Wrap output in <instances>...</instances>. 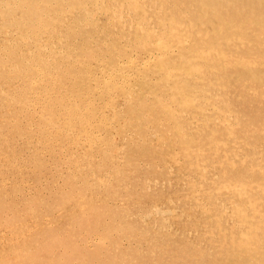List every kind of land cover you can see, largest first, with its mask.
<instances>
[{"label":"bare ground","instance_id":"bare-ground-1","mask_svg":"<svg viewBox=\"0 0 264 264\" xmlns=\"http://www.w3.org/2000/svg\"><path fill=\"white\" fill-rule=\"evenodd\" d=\"M0 100L8 151H14L16 128L35 165L46 154L67 164L63 177L72 190L38 203L51 212L76 194L82 203L62 215L78 230H108L115 220L100 218L88 195L92 166L103 160L113 172L118 161L129 163L125 147L144 155L150 148L186 178L178 213L202 219L196 238L204 253L211 244L212 264H264V0H0ZM247 100L261 107L243 114L235 104ZM1 166L16 170V161L0 159ZM37 201L29 202L30 210ZM7 202L0 197V221L20 226L21 213L4 215L13 206ZM158 207L159 224L172 237L165 216L178 214ZM48 225L17 230L0 264H135L143 258L136 243L111 250L118 239L106 248L103 232L89 246L65 227Z\"/></svg>","mask_w":264,"mask_h":264},{"label":"rangeland","instance_id":"rangeland-1","mask_svg":"<svg viewBox=\"0 0 264 264\" xmlns=\"http://www.w3.org/2000/svg\"><path fill=\"white\" fill-rule=\"evenodd\" d=\"M0 102H1V100H0ZM235 105L237 106V108L241 112H243V114H246V115H248L252 110L257 111L261 107V104H257V103L255 104L254 107H252L251 102H248V100L241 102V103H238V104L236 103ZM17 133H18V129H16V128L14 130H12V132H11V134L13 136H18V138H16L17 139L16 144L13 147V150H14L13 152L8 151L7 146L2 144L3 139L0 135V159L1 160L3 159L4 161L6 159H8L10 162H11V159H12V161H16V170L14 169V170L10 171L9 169H6L4 166L0 167V181H1L0 182L1 183L0 184V197L3 198L6 202L8 201L9 204H10V202H11V204L13 202V206L9 207V205H8L3 209L4 215L8 216V215H10V213L17 211L18 213H21L22 222L19 224L20 226L15 225V227L11 226V228H10L7 224H4V222L0 221V230H1L0 231L1 232L0 233V253L2 251H4V249L7 248L8 238L11 239L13 234L16 233L17 230H27L28 228H32L35 224H36V226L38 225L37 226L38 229L47 228L48 224H49L48 227L56 226V224H57V226L65 227L68 230V232L74 233L75 234L74 236L78 239L77 242H79L80 244H82V242H85V243L88 242L89 246L90 245L95 246L96 245L95 240L97 239V237L99 235H103V232L107 235V236L105 234L103 235L104 240L107 241V244H105L106 248L110 249L111 247H113V243L115 242V241H113L114 239L115 240L120 239L119 241L117 240L116 246H114L116 248H112L111 250H124L127 247L130 248V247L134 246L136 243V245H135L136 248H138V250L141 249L140 251H143V254L140 255L143 258L139 259L138 262H136L135 264H145V263H147V264L148 263L149 264H185V263L186 264H212L213 263V260L209 256V255L212 256L215 253V251L212 250V248H211L212 247L211 244L208 247L209 249H207L208 251L206 250V253H204L205 251H203V248H202L203 244L200 245V243H199V245H198V240L196 238L197 237L196 235L199 234V232L196 229L197 226L200 227V225H201V227H200L201 230H203L205 228L204 223L202 222V219L198 220L197 217L194 216L193 211L189 212L190 210H188V212H189L188 215H187L186 211H184V214L178 213V212L183 211L184 204H185L184 197L187 195L186 193H188L186 178L184 176L179 175V173H177V171H176L177 170L176 168L175 169L166 168L165 164L167 162L163 161L162 157H157L152 149L149 148L150 151H148V148H143V149H145V150H143V152L146 153V155H144L141 151H138V152L132 151L131 150L132 148L125 147V150H124L125 153L123 154V156L126 158V160L129 163L125 164L123 162L118 161L115 165L116 171H113V172L110 168L111 165L110 164L108 165L103 160L92 166V168L89 171V179H88V182L90 185L87 184V186L91 187L90 191L88 192V195H89V197L92 196L93 202L98 205V210L100 211V218H102L101 214H103V217L105 219H107V220L110 218L112 219L115 216V220L113 221L114 223L113 222L111 223L110 228H108V230L106 228H102L101 226H98L97 228H93V229L81 227V229L78 230L77 228L74 227L72 222L67 220V218L63 217L64 212H66L68 210L74 211L82 203L80 199L77 200L76 194H74V196L71 198L70 202L67 201L68 204L65 203V205H64L65 208L64 207L63 208L59 207L57 209L54 208V209H51V212L49 209H47L46 205H39V203H38L39 200L41 201V199L47 203L48 201H51L53 198L55 199V198L61 196L64 191L72 190L71 186L69 185L70 183L66 182V179L63 177V175L64 176L66 175L67 164L58 161L56 159V157H54L52 154H50V155L46 154V155L42 156V158H41L42 161L40 160V163L42 165L40 163H37L35 165L34 162L32 161V158L29 159V153L30 152L27 148L31 147V146L24 144L25 140L22 137H20V134H17ZM257 141L260 144V140L257 139ZM120 145H122V144L120 143ZM9 148L11 149V147H9ZM110 152H112V151H110ZM148 152L150 153V155ZM10 154L11 155L16 154L17 158L10 157ZM141 154H143V156ZM136 161H137V163H136ZM140 161H141V163H140ZM133 163H134V166H133ZM136 164H138L139 167ZM167 164H169V163H167ZM153 168L155 170H152ZM104 169H105V171H104ZM121 169L124 172L123 174H122ZM143 169H144V171H143ZM164 171H166V173ZM167 172H169L168 174L170 176L167 174ZM142 173H144V174H142ZM13 174L14 175L16 174V175L14 176ZM154 174H155V176H154ZM176 174H177L178 178L176 177ZM58 177H59V179H58ZM179 177H181V179ZM182 177H184V178H182ZM161 178H162V180H161ZM179 180H180V182H179ZM145 182H147V183L150 182V184L148 185ZM164 182L166 183V185ZM67 183H68V185H67ZM160 183H161V185H160ZM13 187L15 189H13ZM74 187H76V186L74 185L73 189H74ZM172 187H173V189H172ZM26 188H28V189L26 190ZM156 188H158L159 191L156 190ZM154 190H156V191H154ZM163 190H166V191L164 192ZM9 191H11V192H9ZM25 191L27 193H25ZM132 191H134V192H132ZM184 191H186V192H184ZM105 194H107V195H105ZM183 194H184V196H183ZM159 196H161V197L158 198ZM118 197L120 199H118ZM169 197H171V199H169ZM102 198H104V200ZM123 199H124L125 203L123 202ZM182 199H184V200H182ZM168 200H169V202H168ZM35 201H37V205H39L40 207L37 206V209H36V207H33V209L35 210L33 212V209L30 210L28 205L30 203L35 202ZM175 201H177V202H175ZM99 204L101 206H99ZM145 204H147V205H145ZM155 205H156V207L159 206L158 207L159 210L160 209L162 210L163 208L167 209V207H172V208L174 207L173 209L175 210V213L177 212V214H178L177 217H172L173 216L172 214H170V215L168 214L165 216L167 218L166 225L168 227L170 225V227L173 228L172 231L174 232V235L172 237L167 236L164 227L161 224H159V220L161 219V214L157 210H155L156 207L154 209ZM42 207H44V208H42ZM121 208H122V210H121ZM64 209H66V210H64ZM117 211H119L120 217H122V218H120L118 215H116ZM47 212H48V214H47ZM62 213H63V215H62ZM126 214H127V216H125ZM147 214L149 217L146 216ZM44 216H46V217H44ZM193 218H194V220H193ZM124 219H125V221H124ZM176 220H177V224L175 222ZM197 221H201V223H197ZM227 224H228V222L224 221V226H223L224 230L225 229L227 230V226H226ZM3 225H5V226H3ZM1 226H2V229H1ZM184 226H186V227H184ZM114 228H115V230H114ZM131 228H133V230ZM135 228H136V230H134ZM150 229H152V230H150ZM142 232H144L146 234V236H145L146 240L140 241L139 235L141 236ZM146 232H148V233H146ZM122 233H124V234L122 235ZM186 240H188V241H186ZM154 241H157L158 245L156 246L155 251H153L154 253H152V254L148 253V250H149L151 244L154 243ZM139 243H140V247H139ZM143 243H144V245H143ZM205 244L209 245V242H205ZM117 246H118V248H117ZM1 248H3V249H1ZM230 251L231 250H229L228 252H230ZM167 252H170L171 254L169 253V255H168ZM164 254H165V256H164ZM191 257H192V259H191Z\"/></svg>","mask_w":264,"mask_h":264}]
</instances>
